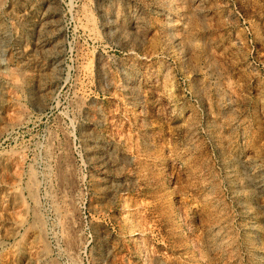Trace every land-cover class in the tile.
Masks as SVG:
<instances>
[{"label": "rangeland", "instance_id": "374dc122", "mask_svg": "<svg viewBox=\"0 0 264 264\" xmlns=\"http://www.w3.org/2000/svg\"><path fill=\"white\" fill-rule=\"evenodd\" d=\"M0 264H264V0H0Z\"/></svg>", "mask_w": 264, "mask_h": 264}]
</instances>
